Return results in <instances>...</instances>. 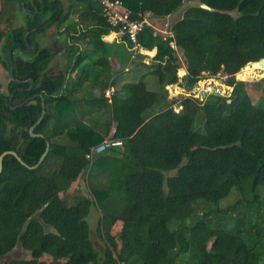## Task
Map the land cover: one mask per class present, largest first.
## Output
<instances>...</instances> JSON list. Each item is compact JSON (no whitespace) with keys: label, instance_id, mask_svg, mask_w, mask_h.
<instances>
[{"label":"trees","instance_id":"trees-1","mask_svg":"<svg viewBox=\"0 0 264 264\" xmlns=\"http://www.w3.org/2000/svg\"><path fill=\"white\" fill-rule=\"evenodd\" d=\"M121 1L137 20L146 12L164 17L183 4ZM25 6L34 12H24L21 0L1 5L0 15L10 13V19L9 29L0 31V63L9 71L14 46V77L35 85L27 90L28 83L10 76L6 92L0 91V153L14 150L33 165L46 141L49 149L34 169L12 155L3 159L0 264H264V107L251 101L248 82L235 77L250 62L248 77L255 69L264 75L257 63L264 58V0H197L165 36L143 24L137 42L156 52L147 63L142 53L131 56L134 67L124 76L110 66L102 36L112 27L99 0H25ZM37 25L28 36L33 50L25 54L15 45L27 49L24 35ZM39 33L50 42L41 45ZM122 41L128 43L125 36ZM177 49L186 70L181 88L222 72L233 86L230 94L208 93L201 103V91L173 87L171 99L185 94L174 111L165 86L177 80ZM149 73L160 92L146 87ZM13 92L11 105L43 95L45 113L34 132L44 137L28 133L41 116L40 99L10 108ZM112 130L121 143L86 158ZM83 174L90 197L61 196ZM233 191L237 200L221 208ZM93 205L100 210L101 247L86 219ZM117 221L122 226L115 236ZM16 246L30 258L4 260Z\"/></svg>","mask_w":264,"mask_h":264},{"label":"rangeland","instance_id":"rangeland-1","mask_svg":"<svg viewBox=\"0 0 264 264\" xmlns=\"http://www.w3.org/2000/svg\"><path fill=\"white\" fill-rule=\"evenodd\" d=\"M63 3L66 5L67 4V0H62ZM197 3V0H185L184 4H195ZM1 5H2V0H0V11H1ZM21 12L18 11L17 15L18 16L15 20L17 22L14 21L13 25H17L19 17L21 16ZM71 16L73 18L76 19L77 15L76 13H72ZM180 15L176 14L173 18L169 19V21L165 22L163 20L158 21L156 24L157 28L155 29L157 32H159L160 34L165 36V33L170 31L171 28V23L173 24L175 20L179 19ZM151 18V17H150ZM10 19V13H1L0 15V31L5 32L7 31V29H9V26L6 23V20ZM166 31V32H165ZM49 32V31H48ZM165 32V33H164ZM37 41H39L41 43V45H45L48 44L50 42V38H48V36H46V34H38L37 35ZM2 42V41H1ZM109 46V51L111 52V55L114 56L115 54L120 55L121 57H123V62H127V59L129 58V56L131 55L130 52H126L124 54V47L123 44H119V43H113ZM124 49V50H122ZM2 54V47L0 44V55ZM176 55L178 57V63L179 66H185L184 62H183V57H182V53L180 50H176ZM117 58H121L120 56L115 55ZM261 67L264 68V63L261 64ZM243 71H245V69H243ZM243 71H239V73H237L235 75L236 79L239 81H247L248 84L246 85V90L247 93L251 99V101L253 102V104L260 106V107H264V75H259L257 69L251 71L249 77L247 76V74H245ZM264 72V71H263ZM10 79V73L9 71H6L1 63H0V91L6 92L7 90V84L9 82ZM179 79V76H177V80ZM177 80L173 83L169 85L168 88V92H167V101L171 104L172 109L175 111L176 108L179 109L180 104H178V98L176 99H171L170 96L172 95V97L174 98L175 93L173 91V87H177L175 86L176 84L178 85ZM218 80L219 84L216 83V81ZM257 83L258 85H252L250 83ZM145 83H146V87L148 89L154 90V91H158L160 92V87H159V82L157 80V77L152 74L149 73L145 76ZM186 86V85H184ZM166 87V86H165ZM178 88V87H177ZM178 90H183V88H178ZM214 91L216 93H219L221 95L224 96H228L230 94V92L233 90V86L229 85L227 82V76L224 75L222 72H218L214 75H204L201 78L198 79V81L192 85L189 88H186V92L185 94H187V92H190V94H196L198 93V91H201L200 93V101L201 103H203V96L202 94L205 93L206 95L208 94V92L210 91ZM185 94H180L181 96H179V99L185 97ZM183 95V96H182ZM188 97H193L196 99V101L200 102L195 96H188ZM161 103H158L154 106V108L152 109V111H157L158 109L161 108ZM77 194H82L85 195L87 197H90V191L86 182V176L80 175L75 181H73L70 185V187L68 188L67 193H61V196L63 197H68V199H72L73 197H75ZM239 197L238 193H236L235 191H233L227 198H225L223 201L220 202V207L221 208H225L228 204L230 203H234L237 198ZM100 218V210L96 205H93L90 207L89 210V214L86 217L88 223H89V227H90V237L92 239V241L94 242L96 247H101L102 246V240L100 238V235L98 234L97 231V224H98V220ZM122 226V222L121 221H117L111 228V233L115 236H117L120 228ZM119 244V243H118ZM19 258H24V259H28L30 258V254L28 251L22 249L20 246H16L12 251H10L8 253V255L5 257L4 260H9V259H19ZM43 260H49L50 258L47 255H43L42 258Z\"/></svg>","mask_w":264,"mask_h":264},{"label":"built area","instance_id":"built-area-1","mask_svg":"<svg viewBox=\"0 0 264 264\" xmlns=\"http://www.w3.org/2000/svg\"><path fill=\"white\" fill-rule=\"evenodd\" d=\"M99 1L102 5V15L105 17L108 24L112 27V31L116 34L121 35L122 38L123 36H125L127 38V42L130 44L129 50L131 51L132 55H136L137 52L144 54V62L147 63L148 59L151 57L150 51L141 48L137 42L138 33L141 31L143 24H145V21L143 19H134L132 17V11L124 6L121 0ZM246 68L247 65L243 69ZM243 69H241L240 72L243 71ZM185 73V66H179L177 69V76H179L180 80L183 81ZM106 94H108L107 91ZM120 143L121 142L119 140L105 139L100 143L91 146L85 156L86 158L90 159L93 155L99 154L110 146L119 145Z\"/></svg>","mask_w":264,"mask_h":264},{"label":"water","instance_id":"water-1","mask_svg":"<svg viewBox=\"0 0 264 264\" xmlns=\"http://www.w3.org/2000/svg\"><path fill=\"white\" fill-rule=\"evenodd\" d=\"M21 5H22V8H23L24 12H26V13H33V12H34V11L29 10V9L26 8V6H25V0H21ZM38 17H39V19H38V25H39V23L41 22V19H42V18H41L40 15H39ZM38 25H37L35 28H33L32 30L28 31V32L24 35V41H25V44H26V46H27V49H22V48L20 47V45H15L16 47H18L19 49H21L22 52H24L25 54H30V53L32 52V50H33V47H32V45L30 44V42H29V40H28V36H29L30 33L35 32V31L38 29ZM13 47H14V46L10 47L9 50H8V57H9V62H10L9 73H10L11 79H12L14 82H16L17 84H25V83H28V84H29V87L27 88V90H30V89L33 88L34 85H35V82H34L33 79L28 78V79H25V80H19V79L15 78L14 75H13V70H14V63H13V59H12V49H13ZM263 62H264V58H261L259 61H257V63H259V64H262ZM250 63H251V62H250ZM250 63H248L247 66H248ZM166 88H169V86L167 85ZM22 89H23V88H20V87H19V88H16L15 91H17V90H22ZM15 91H14V92H15ZM14 92L11 93V95H10V97H9V100H8V103H9V107H10V108H15V107H17V106H21V105H23L24 103L28 102L30 99L35 98V97H38V98L40 99V104H41V116L36 120V122H35L32 126L29 127V129H28V133H29V135L32 136V137H37V136H38V137H44L43 134H41V133H35V132H34V128H35L36 124L39 123V121L41 120L43 114L45 113V104H44V98H43V95L40 94V93H36V94H33L30 98L25 99L24 101H22V102L19 103L18 105H11V100H12V97H13V95H14ZM209 93H214V94H216V92H214L213 90L210 91ZM202 96H203V97H206V94L203 93ZM48 149H49V142L46 141V148H45L44 152H43L42 155L40 156L39 160H38L35 164H33V165H29V164H27L25 161H23V159L18 155V153H17L16 151H14V150H4V151H2V152L0 153V172L2 171L3 159H4V157L7 156V155H12V156H13V157H14V158H15V159H16L21 165H23L24 167H26V168H28V169H34V168H36L37 166H39V164L42 162V160L44 159V157L46 156V154H47V152H48Z\"/></svg>","mask_w":264,"mask_h":264},{"label":"crops","instance_id":"crops-1","mask_svg":"<svg viewBox=\"0 0 264 264\" xmlns=\"http://www.w3.org/2000/svg\"><path fill=\"white\" fill-rule=\"evenodd\" d=\"M184 2H185V0H183V4L181 5V7L177 10V11H175V12H173V13H171V14H169V15H166V16H164V17H155V16H152L149 12H146V13H144V15L142 16V19L145 21V24H147V25H151L153 28H157V26H156V24L155 23H157L158 21H161V20H163V21H165V22H167V21H169V19H171V18H173L176 14H179L180 15V17H181V15H182V12L184 11V9L187 7V6H189V5H195V4H197V3H195V4H184ZM151 17V18H150ZM180 17H179V19H180ZM178 20V19H177ZM177 20H175V21H177ZM174 21V22H175ZM171 26H172V23L170 24ZM156 31V30H155ZM157 32V31H156ZM166 32V31H165ZM164 32V33H165ZM169 33V31L168 32H166L165 34H168ZM102 40L107 44V47H108V49H109V46L108 45H111V44H117V43H119V44H123V47H124V49H122V50H124L125 52H124V54L126 53V52H130L131 53V51L129 50V47H128V43H126L125 41L123 42L122 41V37H121V35H119V34H116V33H114L113 31H110L107 35H104V36H102ZM110 52V51H109ZM155 52H156V50L155 49H152L151 51H150V54H151V57L155 54ZM115 55H117V56H120V55H118V54H115ZM112 56L111 55V52H110V56H109V62H110V66H111V68H112V70H113V72L115 73V74H117V72H123L122 73V76H124V73L125 72H128L129 71V69H132L134 66V63L135 62H133L132 60H133V55H132V53H131V55L129 56V58L127 59V62H123V57H121V58H117L116 56ZM132 56V57H131ZM177 82L178 83H180V84H182L183 83V81L182 80H180V79H178L177 80ZM169 86V85H168ZM177 86V85H176ZM181 88V87H180ZM167 89V91H168V88H166ZM112 90H113V88L112 87H108V88H106L105 89V92H104V95L106 96V97H110V94L112 93ZM106 91L108 92V94H106ZM183 91H186V87H184L183 88ZM179 102H180V99L178 98V104H179ZM112 132H113V130L111 131V133L109 134V136H107L105 139H112V140H116V139H113L112 137H111V134H112ZM105 139H103V140H105ZM102 140V141H103Z\"/></svg>","mask_w":264,"mask_h":264},{"label":"bare ground","instance_id":"bare-ground-1","mask_svg":"<svg viewBox=\"0 0 264 264\" xmlns=\"http://www.w3.org/2000/svg\"><path fill=\"white\" fill-rule=\"evenodd\" d=\"M216 82H218V80H217ZM176 85H177V84H176ZM176 85H175V86H176ZM177 87H178V88H180V86H179V85H177ZM186 96H190V95H186Z\"/></svg>","mask_w":264,"mask_h":264}]
</instances>
